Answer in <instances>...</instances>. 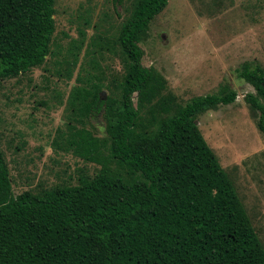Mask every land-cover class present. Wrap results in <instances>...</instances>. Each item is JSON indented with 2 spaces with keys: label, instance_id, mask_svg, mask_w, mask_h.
I'll return each mask as SVG.
<instances>
[{
  "label": "trees",
  "instance_id": "trees-1",
  "mask_svg": "<svg viewBox=\"0 0 264 264\" xmlns=\"http://www.w3.org/2000/svg\"><path fill=\"white\" fill-rule=\"evenodd\" d=\"M123 1L112 0L118 16ZM167 1L134 2L116 40L124 58L119 93H92L91 117L101 113L112 127L108 144L96 137L81 145L92 147L96 162L105 148L101 164L112 168L14 194L0 142V264H264V246L234 183L196 122L233 103L237 91L223 83L180 104L164 75L142 63L139 42ZM54 2L0 0V81L45 62ZM236 71L255 90L245 98L264 139V70L244 61Z\"/></svg>",
  "mask_w": 264,
  "mask_h": 264
},
{
  "label": "rangeland",
  "instance_id": "rangeland-1",
  "mask_svg": "<svg viewBox=\"0 0 264 264\" xmlns=\"http://www.w3.org/2000/svg\"><path fill=\"white\" fill-rule=\"evenodd\" d=\"M135 1L124 0L118 16L112 0H55L45 62L0 81V142L14 194L75 184L83 171L112 168L101 164L105 148L96 162L81 141L108 144L112 124L101 113L91 117L89 108L95 89L103 98L119 93L124 58L117 34ZM139 45L142 63L164 75L180 104L223 83L237 91L233 103L218 104L196 122L264 246V139L245 98L255 90L236 71L244 61L264 70V0H168Z\"/></svg>",
  "mask_w": 264,
  "mask_h": 264
}]
</instances>
